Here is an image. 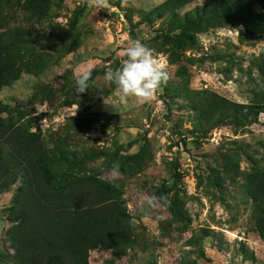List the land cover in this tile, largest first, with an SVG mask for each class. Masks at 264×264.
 <instances>
[{
	"label": "rangeland",
	"instance_id": "374dc122",
	"mask_svg": "<svg viewBox=\"0 0 264 264\" xmlns=\"http://www.w3.org/2000/svg\"><path fill=\"white\" fill-rule=\"evenodd\" d=\"M160 1L109 0L110 11H99L86 0H0V32L18 35L9 55L26 67L0 87V115L37 133L44 146L64 135L73 170L121 186L143 244L120 254L90 248V264H264V238L251 228L242 188L243 174L264 165V111L245 108L200 125L185 97L190 87L246 104L264 99V30L215 19L187 29L186 12L203 0L153 16ZM131 40L150 48L169 75L143 105L104 79L122 65ZM89 66L92 88L76 93L74 71ZM14 189L0 193V249L10 250L5 229ZM200 228L206 234L199 242L185 244ZM197 246L202 255L191 250Z\"/></svg>",
	"mask_w": 264,
	"mask_h": 264
},
{
	"label": "trees",
	"instance_id": "16d2710c",
	"mask_svg": "<svg viewBox=\"0 0 264 264\" xmlns=\"http://www.w3.org/2000/svg\"><path fill=\"white\" fill-rule=\"evenodd\" d=\"M188 1L161 0L150 13L160 16ZM253 3L260 10L254 9ZM214 19L226 23L243 20L258 31L264 30V0H203L186 12L184 27L196 28ZM18 39L12 31L0 32V87L12 83L26 68L9 55ZM258 68L264 78L262 60ZM185 97L200 125L218 124L228 113L239 114L245 108L264 111V99L246 104L208 88L187 87ZM4 109L0 101V113ZM91 119L87 118V124ZM76 120L79 125L82 119ZM74 161L64 135H56L52 145L44 146L37 133L0 115V193L15 184L6 215L10 224L5 237L10 250L0 249V264H90V248H109L120 254L142 246L143 236L124 204L121 186L73 170L70 164ZM243 175L251 228L264 238V165ZM205 234L200 228L185 244L194 245ZM191 250L202 255L199 246ZM180 264H194V259H182Z\"/></svg>",
	"mask_w": 264,
	"mask_h": 264
},
{
	"label": "clouds",
	"instance_id": "9594fccd",
	"mask_svg": "<svg viewBox=\"0 0 264 264\" xmlns=\"http://www.w3.org/2000/svg\"><path fill=\"white\" fill-rule=\"evenodd\" d=\"M127 3V0H122ZM89 8L97 10L106 9L110 11L109 0H86ZM125 59L122 65L116 69L105 73V82L109 85L115 84L122 98L133 99L137 105H143L163 91L169 79L166 71V64L159 59L153 51L140 40H131L123 53ZM93 66L85 69L77 68L74 71V83L76 93H84L92 88L89 83L92 79ZM106 104V101H105ZM76 114V112H75ZM118 164L114 165V170L118 169ZM147 204L156 207L154 198L149 197ZM164 219V217H159Z\"/></svg>",
	"mask_w": 264,
	"mask_h": 264
}]
</instances>
